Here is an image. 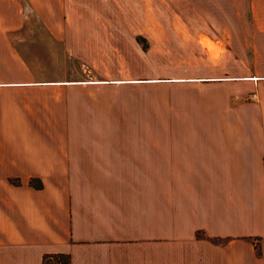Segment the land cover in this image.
Wrapping results in <instances>:
<instances>
[{
	"label": "crops",
	"instance_id": "obj_1",
	"mask_svg": "<svg viewBox=\"0 0 264 264\" xmlns=\"http://www.w3.org/2000/svg\"><path fill=\"white\" fill-rule=\"evenodd\" d=\"M24 1L44 32L21 31ZM67 6L0 0V264H264V65L93 77L110 21Z\"/></svg>",
	"mask_w": 264,
	"mask_h": 264
},
{
	"label": "rangeland",
	"instance_id": "obj_2",
	"mask_svg": "<svg viewBox=\"0 0 264 264\" xmlns=\"http://www.w3.org/2000/svg\"><path fill=\"white\" fill-rule=\"evenodd\" d=\"M59 1H66L67 12L110 21L106 52L88 57L87 69L91 68L93 77L109 78L114 73L129 78L133 70L135 73L148 64L153 65L154 78H161L181 65L220 61L228 51L234 64H242L248 71H259L264 65V52L257 48L264 31V0ZM23 9L27 23L21 31L44 32L37 12L26 2ZM47 10L66 14L65 7ZM30 41L23 42L22 51L33 66L42 70L63 68L61 56L56 60L46 45L38 48ZM154 90L155 95L160 93V84H155ZM250 97L256 101V91Z\"/></svg>",
	"mask_w": 264,
	"mask_h": 264
},
{
	"label": "trees",
	"instance_id": "obj_3",
	"mask_svg": "<svg viewBox=\"0 0 264 264\" xmlns=\"http://www.w3.org/2000/svg\"><path fill=\"white\" fill-rule=\"evenodd\" d=\"M36 186H40L39 183L34 182ZM43 264H70V256L68 253L55 252L46 253L42 257Z\"/></svg>",
	"mask_w": 264,
	"mask_h": 264
}]
</instances>
